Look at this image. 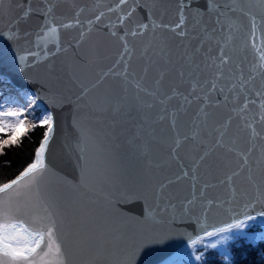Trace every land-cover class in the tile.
<instances>
[{"label": "snow or ice", "instance_id": "obj_1", "mask_svg": "<svg viewBox=\"0 0 264 264\" xmlns=\"http://www.w3.org/2000/svg\"><path fill=\"white\" fill-rule=\"evenodd\" d=\"M27 129L0 264H264V0H0Z\"/></svg>", "mask_w": 264, "mask_h": 264}, {"label": "trees", "instance_id": "obj_2", "mask_svg": "<svg viewBox=\"0 0 264 264\" xmlns=\"http://www.w3.org/2000/svg\"><path fill=\"white\" fill-rule=\"evenodd\" d=\"M29 120L32 117H28ZM40 133L38 130L27 129L23 131L21 143L19 146H6L5 151L0 153V162L7 164L11 162V167L6 170H0V182L5 179V176L12 175L21 165L27 161L31 155V150L35 146ZM7 134H0V138H6Z\"/></svg>", "mask_w": 264, "mask_h": 264}]
</instances>
